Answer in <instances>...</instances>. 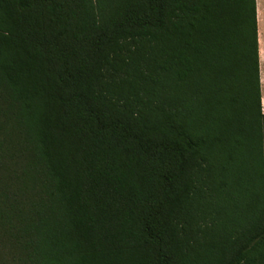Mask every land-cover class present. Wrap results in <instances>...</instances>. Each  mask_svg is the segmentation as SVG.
<instances>
[{
  "label": "trees",
  "instance_id": "1",
  "mask_svg": "<svg viewBox=\"0 0 264 264\" xmlns=\"http://www.w3.org/2000/svg\"><path fill=\"white\" fill-rule=\"evenodd\" d=\"M0 264H264L255 0H0Z\"/></svg>",
  "mask_w": 264,
  "mask_h": 264
},
{
  "label": "crops",
  "instance_id": "2",
  "mask_svg": "<svg viewBox=\"0 0 264 264\" xmlns=\"http://www.w3.org/2000/svg\"><path fill=\"white\" fill-rule=\"evenodd\" d=\"M255 6H256V22H257V43H258V61H259V82H260V93H261V106H262V112L264 114V54L261 57V47L263 48L264 53V0H262V7H263V29H262V35L260 34V25H259V18L257 14V2L255 0ZM261 35V37H260ZM261 38V39H260ZM262 45H261V43Z\"/></svg>",
  "mask_w": 264,
  "mask_h": 264
},
{
  "label": "rangeland",
  "instance_id": "3",
  "mask_svg": "<svg viewBox=\"0 0 264 264\" xmlns=\"http://www.w3.org/2000/svg\"><path fill=\"white\" fill-rule=\"evenodd\" d=\"M256 2H257V14H258V18H259L258 20H259V25H260V34L262 35V29H263V24H262L263 23V21H262V16H263L262 0H256ZM261 35H260V37H261ZM261 45H262V43H261ZM263 54H264L263 53V48L261 47V57L263 56ZM250 75L248 76V90H249L250 93L253 94L254 89H255V83H254V78H253L252 74H250Z\"/></svg>",
  "mask_w": 264,
  "mask_h": 264
}]
</instances>
